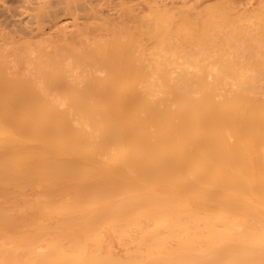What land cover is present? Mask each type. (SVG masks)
<instances>
[{
	"label": "bare ground",
	"instance_id": "1",
	"mask_svg": "<svg viewBox=\"0 0 264 264\" xmlns=\"http://www.w3.org/2000/svg\"><path fill=\"white\" fill-rule=\"evenodd\" d=\"M251 1L254 2V0H8V9L0 5V18H2V21L8 23V28H10L12 32L14 30L18 32L17 34H19V32L20 34H24H19V36L22 37L23 35V37L20 38L18 36L20 39L18 38L15 39L16 41H13L14 44L17 43L16 46H18L20 42V46L17 49H15L16 47L14 46L15 52L8 51V54H6L5 51L7 50H4L5 56L3 55L4 53H0V59L2 63L4 62L3 65L7 64L5 63L6 60L8 62L7 69L9 76H7L11 79L9 80L6 76L7 79L4 78L5 82H1V80L0 82L7 84V86L9 83H12L13 80L15 82V79L10 76H15L14 73L17 74V79L19 80L18 84L15 82L17 86H15L16 84L14 83H12V86L10 85L11 89L9 88V91H6L8 96L3 90L0 91L6 94V97L2 94L0 95V101L3 100V103L1 102L0 105V264H264V0H256L255 3ZM21 2L36 3L35 5L33 4L34 7L32 6L34 9H37L36 12H34L35 10L31 7V12H34V14L30 12V14L26 15V18L18 19L17 17H19L20 14L13 10L11 5L14 6V4ZM250 2L251 5L247 6ZM91 4L95 5V7ZM72 5H75L78 10L82 9L88 11V8L90 9L87 15L85 13L86 11H83V13H85V18L83 16V18L78 15L75 16V23L71 25V27L74 28L72 29L70 27L71 31L79 34L81 32V24L77 21H82V28H86L83 32L84 36L89 33L88 30L90 28L92 29L90 32L92 31L93 33L94 25L91 21L89 23L88 19L100 20L104 28L101 27V24L100 26H96V28H102L105 33L109 32V39L112 40L113 38L116 44L118 41L120 42L117 44L118 46L114 45V41L112 40L110 43L109 40L108 42L107 35H105L106 38L105 36L104 38L107 44L109 43L107 47H110L113 42L115 49L113 48L114 46L111 45L113 49L110 47L111 50L108 51V49H110L108 48L105 53V49H102V45L98 48L96 47L97 49L94 56L97 58L96 60L98 63H95V66L102 62V59L99 57L100 54L102 56L107 54L106 56L109 55V57H114L112 60H115V56L117 55L118 59L116 58V60H118V63H121L120 65H124L123 67L125 68L121 69L122 66H120V70H114L111 66L112 64L110 65L109 62H104L107 66H104V64L98 65L101 66V68L99 67V72H97V68L94 67V72L96 70V77L91 76L90 79L93 80L89 84L91 88L98 93L99 97H103L107 107L106 115L104 114L105 116H111L109 111L114 108V105L116 106L117 102H113V98L114 101L118 100L121 104H119V107L122 106L121 109L128 107V103L131 105L130 107H132L130 110L128 108L130 111L127 113L129 114L128 116L125 114V116L122 115V117L119 118L117 113L114 114L117 116L116 120L119 119L117 120L119 121L118 126L114 124L115 120H112L111 117H109L111 120L105 118L103 121V113L101 114L102 116L100 115L103 111H99L98 107L96 108V111H99H97V114L100 115L98 118L101 119L100 117H102L99 121L103 123V130L101 133L98 132V129H96V131L92 128V130V123L90 130L94 132L90 131L92 132L90 133L91 137L86 135L88 139L85 140H88L87 145L90 144L91 147L95 145L91 151L96 152L94 154H97V157L100 154L101 158L106 156L107 160L105 158H92L93 155L91 156L92 159L84 157L88 151L84 150L85 148L78 137L80 132L85 129L84 127L80 126L82 128L80 132L77 131V128H73L72 130L71 128L77 125L70 123L73 126L68 127L71 125L69 121L66 120L65 122L68 123H64V125L68 126H66L65 130L68 129L66 131L67 133H65L67 135L70 133V136L68 135V137H66V134H64L65 136L63 135V139V137H61L62 132L59 130L61 126L59 124L57 125L58 121L56 123V121L50 119L49 116L51 112L47 115V109L43 114L45 115L46 113L49 120L46 119V116L40 114L41 117H38L37 122H39V119H45L43 122L46 124L50 121L47 124L49 127L50 124H56L58 126H56L57 131L61 133V139L59 134L56 133V127L52 129L53 126L51 125L50 129L53 131L52 133H56L58 136L55 137L54 134L51 135V133H49V136L48 133L44 132V130L47 132L46 129H49L48 127L46 128L44 125L36 127L33 121V115L35 112L39 111V106H37V108L36 105L34 106V103L41 104V100H44L43 102L45 103L46 101V106L49 107L48 103L52 102L49 100H55L59 95L56 88L54 90L50 87L44 72H51V74L49 73V77L50 75L51 77L52 75L54 76L53 73L56 71L53 70L57 68V63H59L61 67L63 61H56L57 65H54V59L51 57L53 54L55 55V53L51 51L52 54L49 49L47 51L46 48L48 44L43 40L44 37L41 31L39 30V33H41L40 36L43 38H41L38 33L33 32L34 26L32 27L33 29H31L27 24L29 23V25H32L35 22L34 19H43L46 16L48 19L49 17L53 19L54 15L57 16V14L63 16V11L67 10L66 12H68V9L73 7ZM51 7H57L62 10L53 11V9H50ZM85 21L90 25L92 24V27H89L90 25H87L88 23L85 25ZM36 23L35 25H37ZM226 23H230L228 25L232 27L229 28L228 25H224ZM58 24L59 23H57V25ZM198 25L201 26L199 27ZM223 25L229 29L224 28ZM126 26H128V29H126ZM197 26L200 29L195 31L196 36L199 39L211 37L209 40L211 45L215 41L214 47L216 48L219 46L218 48L220 50L216 48L217 50L215 51L213 45L211 47L214 49H211L209 43V51L207 53L205 51L206 43H202L201 40H199L200 42L198 43V39L196 43L194 39L190 38V33L192 32H187V28L193 27L196 29ZM88 27L89 29L87 30ZM129 27L135 30V32L131 31V33H129V29H131ZM182 27L187 29H185L186 33H184L185 30H182ZM122 28L123 30H121ZM56 29L59 30L60 28L58 27ZM125 29L128 31V34L134 36L136 40L132 37V39L130 38L131 42L130 39L127 41L130 37L129 35L127 36L128 38L125 37L126 40L124 38L122 39V36H125ZM151 29H157L156 31L158 32L156 34L159 33V38L156 42L158 43L156 48L157 51L159 53L164 52L171 56H177L175 58H177L178 61L176 60L177 62L175 63L180 65L177 66L179 71L178 72L176 69L178 72L177 74L174 75L176 71L168 69L169 67L166 69L163 63L160 64L162 61H159V59L161 60V58H163L160 54L161 58H157L159 63H155L160 64V66L163 65L165 69L158 64L152 63L155 69L150 65L151 68L154 69L151 70L149 67L151 72L154 73V75L152 74V76H150V71L146 67L147 65L145 66L143 64L147 68V70L145 69V75L142 66L136 68V66H140L144 62L142 59L145 53L143 52L141 55L140 53H136L137 51L139 52L138 42L140 39L142 41L141 37L146 34L149 36L148 38L144 36L145 39L143 38V41L154 39L153 36L155 35L151 32ZM224 29H226V31ZM218 30L221 32L220 35L216 34ZM61 31L59 33L62 34ZM0 33H2V31H0ZM140 33L143 34V36H138L141 35ZM111 34L113 36H111ZM9 35L10 33L8 34V39ZM28 35H30L32 39L35 37L32 46H30V42H25ZM88 35L91 34L89 33ZM118 35L120 36L119 39L117 38ZM174 35H176L175 39L178 37L177 35H179L180 38L184 36V38H189L190 41H194L189 43V39H187L184 41L185 43L187 41V44H185L181 39L180 42L184 43L182 44L179 42V39H176V41H178L176 42L174 38H171L174 37ZM186 35L190 36L187 37ZM37 36H39V38ZM222 36H224V38H222L223 40L219 38ZM59 37H61V35ZM64 37L67 36L64 35ZM215 37L218 38V41L221 39L222 47L219 42L217 44V38ZM212 38L216 40L213 41ZM96 39L97 38H94V42ZM64 40H67L64 41L66 44H71L72 42V38L71 40L69 39L70 42H68L69 40L67 38H64ZM105 40L103 44H106ZM137 40L138 42H136ZM39 41H42L40 42L42 45L38 44ZM147 41L146 43L148 44ZM7 42H5V47L7 45L9 46ZM144 43L145 42H140L141 46L143 45L141 49L145 51L147 49H145V47L147 46H145ZM69 44L64 46H68ZM131 44L133 48L137 46L136 49L134 48L136 51H134L132 47H130L132 50L129 48ZM135 44L136 46H134ZM178 44H180V46H177ZM241 44L243 47L240 46ZM43 45L46 47L44 50L42 49ZM57 45L58 44L53 42L52 47H54V49L57 48L56 50L58 51L60 47ZM123 45L126 46L125 49ZM150 45H152V50H150L151 48L147 50L152 52L154 45L151 41H149L148 48ZM127 46L128 51L125 55L126 52L124 51L127 50ZM32 47H34V49ZM240 47H242L241 50H239ZM2 48H4V46L1 47V49ZM36 48L39 53H36V55H40L39 60L43 58L45 60L40 61L45 62L43 64L41 63L43 67L41 64H37V62L39 63V57L37 58L36 55L34 56L36 60H38L36 62L32 56ZM117 48H123L124 51L122 52V50L119 49L121 52H115L114 50H117ZM226 48H228V50ZM233 48L235 50H233L234 52L232 51ZM100 49L102 52H100ZM225 49L227 51L230 49L231 51L228 53ZM242 49H245L244 51L247 53H243ZM63 50L65 49L62 48V51ZM98 50L99 52H97ZM129 50L130 55L128 54ZM222 50L225 54L216 53ZM118 52L121 53L122 57L129 55L130 57L123 58H126V61L128 58L129 62L131 61L129 60L131 57H135L133 59L137 57V61L130 62L131 64H135V67L134 65L131 66L135 68L136 71H133L128 61L126 63L130 68L126 67L127 64H125V62L123 64V61L120 62L119 57L121 55L119 56ZM241 52L243 53V55H241L242 58L245 56V58L241 60L243 64L241 63L240 65L239 60L236 59L238 64L235 65L234 62L236 61L234 58L237 57V55L240 56ZM45 53H49V57L48 55L47 57L48 60L51 61V64L54 62L52 67L51 65L47 66L50 62L47 63L48 61L45 59L46 55L42 57ZM98 53L99 55L96 56ZM131 53L135 56H132ZM157 53H155V55ZM227 53L230 55L233 54L234 57L233 55L228 57L229 55ZM57 54L61 59L62 54L60 52ZM76 54L79 55L78 51ZM84 54L85 53H82V55ZM137 54H139L140 57H138L139 55ZM161 54L164 55L163 53ZM151 55L154 56V53H151L150 56ZM159 55L154 57L156 58ZM145 56L148 57V54ZM76 57V62L80 65L79 62H81L82 59L77 55ZM208 58H210V61H207ZM246 58L248 61L247 64H245ZM233 59L234 61H232ZM146 60L147 58L145 61ZM164 60L167 59L165 58ZM164 60L163 62L165 64L166 62ZM173 60H175L174 57ZM93 61H95L94 58ZM137 62H140V64ZM2 63H0V65ZM70 63L71 62H69V64ZM169 63L173 64L172 58L169 60ZM232 63L233 66L239 65L241 68L245 64L248 68H246L245 65L247 70L236 67L238 68V72L239 69L240 71L242 70L241 73H238L237 70L234 71V69H236L234 68L235 66L232 70ZM167 64L168 63H166V65ZM185 64L192 65L191 68H196L195 72H189L188 69H184ZM209 64L213 68L210 67ZM44 65H46L47 68ZM93 66L94 65H92V67ZM214 66L216 67L215 69ZM71 67L72 66H70V68ZM86 67L89 70L87 65ZM104 67L106 68L103 69ZM75 68H71V72L73 71L75 74H70V71H68V73L70 72L68 74L67 71L63 69V73L68 74H65L67 75L66 77L64 74L62 75L63 79H60L63 81H57L55 78L52 82H54L56 86L59 85L58 87L61 89L63 88L61 93H65L66 95L62 94L63 97L59 95L62 98H60L61 100H63L64 97L66 99L69 98L68 91L73 89L70 94L74 98L76 97L75 94L78 92L80 94L78 93L77 96H82L81 93H84L88 101V99H91L87 91L88 89L86 88L88 82L83 79L82 76L80 77V73H77V68V71L75 70L74 72ZM193 68L192 70L194 71ZM88 70L86 73L87 76ZM157 70L160 77L157 74ZM248 71L249 74L251 73V76L243 74V72L248 73ZM5 72V69H1L0 76L2 78L5 76L2 73ZM100 72L102 74H99ZM97 74L100 75V77H98ZM226 74L232 79L231 81L230 79H226L227 77L225 78ZM143 76L149 77L152 82L148 81L149 79L147 78L146 80H144L145 78H141ZM88 77H90V75ZM128 77H133L131 79L132 81ZM22 78L26 81H23L24 79ZM105 78L108 79L107 84L104 80ZM5 79L9 83H7ZM140 79L144 80L142 81L144 82L143 85ZM223 79L228 82L225 83L226 88L231 86L229 83L234 82L232 85H237L235 90L233 89L234 87L231 86V88H229L230 90L225 92L224 88V93L222 94L219 88ZM236 79L237 81L235 82ZM125 81H127L129 85ZM81 82L82 84L84 82V90L82 88L83 86L81 87ZM135 82L139 83L136 85ZM1 83L0 85H2ZM131 83L134 87H132V85L130 87ZM140 83L141 86H139ZM158 83L159 87L157 88L156 86H158ZM5 84H3V89H7L6 86L4 87ZM28 84L30 85L29 88ZM21 85H24L26 88V97L24 96V90L19 87ZM160 85L162 86L160 87ZM16 87L17 89H15ZM119 87L121 88L119 89ZM122 87L124 90H122ZM126 87L129 89L128 92L125 91ZM252 87H255L254 89L256 90L251 89ZM20 88L22 94H20L19 97L21 98L16 96L19 95ZM156 89L157 91H154ZM218 91L221 93L222 97H224L221 101L215 99ZM27 97H29L31 101L26 99ZM34 97L35 99L33 100ZM23 98L26 101L28 100L32 109H36V111L33 110L34 113L32 117L28 115V113H25V110L24 112L18 110L20 114L16 113L18 116H15L8 106L10 101L16 102L19 99V101L22 102V100H24ZM7 99L9 100L8 102H6ZM37 99L39 100L38 102ZM80 100H83L79 103L80 108L86 105L88 109V103L89 105L93 103L92 100L91 102H84L86 98ZM63 102L62 104L64 105L67 103L66 100L64 103ZM50 105L54 104L50 103ZM11 106H13V104H11ZM67 106H69L68 103ZM2 107L5 108V113H2ZM54 107L55 110L59 112L57 109L58 107ZM64 108L68 110V107L65 106ZM75 108L73 110L69 108L72 111V116H77ZM100 108L102 107H99V109ZM83 109L85 108L81 109L83 112L82 114L85 113ZM60 110V114H62L64 109ZM113 110H115V108ZM87 111L88 110H86V115ZM122 111H124V109ZM66 112L67 111H65V113ZM119 112L118 114L120 115L121 113ZM67 113L71 114V112ZM22 114L24 115V119L22 116H19ZM67 116H69V114H67ZM87 116H85L87 122L85 120L83 121L84 118L82 117L83 124L85 122L87 125V123H91V120L92 122L94 120L95 123V120H97V116H95V118L92 114L91 117L95 119L90 118L91 120L89 122V120L86 119ZM19 117L25 121V124L23 122L25 126L22 124V120H18ZM117 121H115V123ZM111 122H113L112 128H115V126L117 127L114 129L115 131L111 130V126L110 128H105L107 127V123L109 124ZM14 125L18 128V133ZM26 126L32 129L33 139L37 140L32 139L33 142L29 143L28 140L26 142L25 138L29 139L28 136H30V130L26 129ZM38 128L41 129L42 133H40ZM24 129L29 135L26 134L27 132H24L26 135L23 136L21 140L22 136L20 131L23 132ZM106 129H110V132L112 131L113 133H109ZM65 130H63V132ZM13 131H16L15 133H17V135L20 134V136L16 135V137ZM95 132L100 135L98 139L96 137L97 134H94ZM117 132L119 134H128V137H130L129 134H131L132 138L131 140L128 139L130 140L129 142L132 141L131 143H133L136 139L138 146H134L135 148L133 151L131 150L133 148H121L119 145L122 146V142L120 144V137L117 136ZM106 133L109 134L106 135ZM114 133L116 135H113ZM39 134H41L42 138L39 137ZM45 134H47V138L49 137L48 141ZM104 135L110 138L104 139ZM133 135H135V137H133ZM43 136L45 138H43ZM116 136L118 137V142ZM205 136L213 143L211 144L208 142L211 145V147L209 146V150L207 147L209 144L206 143L208 140L206 141L204 139L206 138ZM50 137L52 138V142L49 141ZM76 137H78L80 142H76V140L78 141ZM93 137L96 138L94 139ZM113 137L115 139H113ZM89 138H92L96 144H92L94 142H92V139V141H90ZM143 138H145V141L140 142ZM202 138L204 144L202 143ZM106 139L107 142L105 143ZM62 140H64V142ZM98 140L103 142H99ZM111 140L113 141L111 142ZM34 141H40L39 143L41 144L43 142L41 146H44L46 150L42 148L43 151L38 152L41 149L36 148L40 145L35 147L33 145V143H35ZM74 141L78 149H83L81 152H79L80 150L78 149H73L71 143ZM36 143L35 145L39 144ZM55 143H58L57 146H65H63V149L58 148L60 149L59 158L56 157L54 148H51ZM100 143L104 144V147H102ZM115 144L118 145L119 148L115 146ZM98 145L101 147V150ZM111 145L112 147L109 150ZM213 145L215 146L214 148H212ZM26 146L29 149L26 148ZM33 146L35 148H33ZM115 147L117 149H115ZM95 148L96 151H94ZM102 149L106 151L102 153L104 151ZM130 150L131 152L129 153L128 151ZM209 152L210 155L211 152H213L212 158V155H209L210 158L207 157ZM74 153H76V155L78 153H85L83 156L85 158L83 166L82 161L84 158L76 155L73 157ZM94 156L96 157V155ZM78 158H81L82 161L78 160ZM207 158L208 161H206ZM77 160L80 161L81 164H79ZM211 160L214 161L209 164ZM90 161H93L94 164ZM86 162H90V165ZM69 177L71 179H69ZM80 177L82 178L81 181L84 182L81 184L85 190H83V187H80L79 182L75 180ZM71 182L74 184L72 183L73 185H70ZM64 184H69L68 187L72 194L65 195L66 192L64 190L67 186L65 185L66 187L63 188ZM71 186H75V190ZM35 188H38V192H44V196H38L36 192L33 195L32 193H28V189L32 192ZM54 191L56 194L61 191L65 193H61L62 196L58 194L60 197L58 195L56 197ZM42 192H40V195H42ZM131 229H135L139 232V238L136 237L137 241L134 244H137L136 249L133 251L125 247L127 252L124 250L126 252L125 256L123 255L120 257L117 255L118 253L116 254L117 251L114 253L115 248L113 249V247L119 244L118 240L114 239V243L117 241L114 245L113 238H117L118 234H121V236L123 234V236L125 235L129 239L131 238L129 236H132V233H130ZM131 239L134 243L133 236ZM42 243L43 246L45 245L44 247H42ZM42 248L45 249L42 250Z\"/></svg>",
	"mask_w": 264,
	"mask_h": 264
},
{
	"label": "rangeland",
	"instance_id": "2",
	"mask_svg": "<svg viewBox=\"0 0 264 264\" xmlns=\"http://www.w3.org/2000/svg\"><path fill=\"white\" fill-rule=\"evenodd\" d=\"M255 1H256V0H254V2H253V1H251V2L255 3ZM31 2H32V1H31ZM251 2H250L249 5H247V6H250V5H251ZM21 3H22V4H21ZM21 3H16V4H14L15 7H14L13 5H11V6L13 7V10L17 11V13L20 14V16L17 17L18 19H24V18H26V15L30 14L32 8H33L34 5L36 4V3H33V4H34V5H33V4H31L30 2H29L30 4H29L28 2H26V3L21 2ZM10 4H11V3H10ZM94 4H96V3H94ZM0 5H3L4 7L7 8L8 5H9V4H8V0H0ZM87 5H89V4H87ZM91 5H93V4H91ZM32 6H33V7H32ZM36 6H37V5H36ZM72 6H73V7H71L70 9H68V12H66L67 10H64L66 13L63 11L62 14H64L65 16H64V15L62 16L61 14H60L61 16H59V14H57V16L54 15V18H53V19H52V17H51V19H50V17H49V19H48L47 16L44 17L43 19H34V20H35L34 24H32V25L30 24V25H29V23H28L27 26H30L31 29H33L32 27L34 26V31H33V32H34V33H38L39 36H40L41 33H42V35H43L44 38H43L42 36H40V37L43 38V40H44L45 42H47V44H48V47H47V48L44 47V45H43V46H42V47H43L42 49L44 50V49L46 48L47 51H48V49H49L50 52L53 51V53H55V55H54V54L51 52V53L53 54L51 58L54 59L53 61H54L55 63H54V62H53V63H54L55 66H56L57 64L59 65V63H57V62H60V61L62 62V61H63V62H62V65H63V66L61 65V67H60V65H59V66L57 65V66H56L57 68H55L54 70H53L52 68L49 67V68L52 69L53 71H56L55 73H53L54 76L52 75L53 78L51 77V75H50L51 79H50V77H49V73L51 74V72H48V73H47V72H44V73L46 74V78L48 79V82H49V84H50V87H51L52 89H54V90H55V88H56V90L59 92V95H60V96H62V94H65V93H61V90H62L63 88L61 89L60 87H58L59 85L56 86L55 83L52 82V81H54L55 78H56L57 81H58V80H61L60 78H62V75L64 74V73H63L64 70L67 71V73H68V71L71 72V68H73V67L75 68V67H76L78 71H77L76 68H75V69H74V72H75V70H76L78 74L80 73V74H79L80 77L82 76V78L85 79V80L88 82L87 85H86V86H87L86 88L88 89L87 91L89 92V95L91 96V97H90L91 99H90V100L88 99V101L91 102V100H92V101H93V103H92L93 105H92V104L89 105V103H88V105H87V106H88V109H87V107H86V105H85V104L88 102V101H87V96L85 97L84 93H81L82 96H80V95H78V96H79V97H82V98H79V97L77 96V94L79 93V92H78L77 94H75V95H76V97H75L76 99H75V98L70 94V92H71L73 89H72V90L70 89L71 91H68V92H69V96H68L69 98L66 99V98L64 97V99L61 100L62 98L58 95L57 98H56L55 100H49V101H52V102H50L51 104H52V103L54 104V105H50V103H48V106H49V107L46 106V101H45V103L43 102L44 100H41V101L43 102V103L41 102V104H40V103H39V104H38V103H34V106H35V105H36V107L39 106V109H38L39 111L37 110L38 112H35L34 115H33V113H34L33 110H34V109H32V108H31L32 106H30L29 103H28V100L31 101L29 97L26 98V99H28L27 101H26L24 98H23V99H24L25 101L22 100V102L19 101V99L17 100L18 102L15 100L17 103L14 102V101H10V102H9L10 104L8 103V106L10 107V109L12 110V113H14L13 115H15V116H18V114L16 115V113H19V114H20V112H22V111L24 112V110L26 111L25 113H28V115H30L31 117H32V115H33V116H34V117H33V118H34L33 121H34L35 126H36V127H37V126L39 127L40 125H44V126H46V128L48 127L49 129H46V128H45V129L47 130V132L44 130V132H45V133H48V135H49V133H51V135L54 134V133H52L53 131H51V129H50V128H51V125L53 126L52 129H55L54 127H56V126L59 124V125L61 126V127H59V128H60L59 130L62 132V136H61V133L57 131V127H58V126L56 127L55 130H56V133L59 134V137H60V136L63 137V135L67 133L66 131H67V129H68V128H67V129L65 130L66 126H68V125H66V126L64 125V123H66V124L68 123V122H65L66 120L69 121V124L72 123V124H74V125H77L76 127H72L73 125L70 124L71 126H68V127H72V128H71L72 130H73V128H74V129L77 128V131L80 132V129H82L81 127H84L85 129H84L83 131L81 130L82 132H80V135L78 134V135H79L78 137H79V139L81 140V144H82V145L84 146V148H85L84 150H86V151H88V152H86L87 154L84 153L85 156H84V154H82V153H81L82 155H81L80 153H78L77 155H76V153H74L73 157L76 155V156H78V157L81 156V158H82L83 156H84L85 158H91V156L93 155L92 158H99V159H100V158H101V155H100V154H99L100 157H99V155H98V157H97V154H94V153H96V152L91 151V150H93V148H94L95 145L91 147L90 144L87 145V141H88V140H87V141L85 140V139H88L87 136L91 137V136H90V135H91L90 133L94 132V131H92L93 129H94V130L98 129V130H99V131H98L99 133L102 132V130H103V125H102V124H103V123H102V121H99V120L102 119V117H100L101 119H99L98 116H100V115L103 113V114H102V115H103V121H104L105 118L108 120L109 117H111L112 120L117 121V120H119V119L116 120V117H117V116L114 115L115 113H117V115H118L119 118H120V117H122V115L125 116V114L129 113V112H130L129 110H130V108H132V107H130L131 105L128 103V107H124V108H123L124 111H122V110H123V109H121L122 106L119 107V104H120V103L118 102V100H117V101H114V98H113V102H117V103H116V106L114 105V108H115L116 112H115V110H113V109H114V108H113V109H111V111H109L111 116H109V115H108L109 117L105 116V115H106V110H107V107H106L105 101L103 100V97L100 96V97H101V98H100L99 95H98V93H97L94 89H92L91 86L89 85V84L92 82V80H93V79L91 80L90 78H91V76H92V77H96V76H95V75H96V74H95L96 70H95V72H94V67H96L97 70H98L97 72H99V67L101 68V66H98V65H101V64L103 65V64H104V66H105V65L107 66V64H105L106 62H109L110 65L112 64L111 66H112V68H113L114 70H117V69L120 70V68H121L120 66H122L121 69H124L125 67H123L124 65H120L121 63H118V60H116L117 55L115 56V60H116V62H115V60H112L114 57H109V55L106 56L107 54H105L106 57H105L104 55L102 56V55L100 54L99 57H100V59H102V62H103V63L100 62V64H98V65L95 66V63H96V64L98 63L97 60H96L97 58L94 56V55H95V51H96V49H97L100 45H102V49L104 48V49H105V53H106V51H107L108 48H110V47L112 48L111 45H113V44L115 43V40L111 37L112 40L114 41V43L112 42V44L110 45V47H107V45L109 46V43L107 44V42H106V40H105V38H106L105 35H107L108 42H109V40H110V43H111L112 40L109 39V37H110V36H108L109 32H108V33L103 32L102 28H104V26H103L102 21H100V20L88 19V20H89L88 22L90 23V21H91L92 24L94 25V28H93L94 31H93V33H92V31L90 32V30H92V29H91V28L89 29V27H92V24L90 25L88 22H87V23H88V24H87L86 21H85V25H86V24H87V25H90V26L87 28V30L89 29L88 31H89V33H90L91 35H88L89 33L87 32L88 34H85V36H84V33H83V32H84V29H86V28H82V21H77L79 24H81V27H80V28H81V32H80L79 34L75 33L74 31H71V28H72L71 25H73V24L75 23V16L78 15V16H81V17L83 16V17L85 18V13H86V15H87V13H89V9H90V8H88V11H87V10H82V9H81V10H80V9L78 10L77 7H76L75 5H72ZM84 6H85V5H84ZM89 6H90V5H89ZM89 6H87V7H89ZM93 6L95 7V5H93ZM254 6H256V5H254ZM31 7H32V8H31ZM98 7H99V6H98ZM98 7H97V8H98ZM30 8H31V9H30ZM7 9H8V8H7ZM11 9H12V8H11ZM33 9H34V8H33ZM50 9H53V11L60 10V9H58L57 7H51ZM71 9H72V10H71ZM98 9H99V8H98ZM34 10H35L34 12H36L37 9H34ZM61 10H62V9H61ZM61 10H60V11H61ZM70 10H71L72 12H71ZM49 11H50V10H49ZM78 11H79V12H78ZM80 11H81V13H80ZM83 11H84V12L86 11V12L83 13ZM28 12H29V13H28ZM34 12H31V14H32V13L34 14ZM60 13H61V12H60ZM24 16H25V17H24ZM55 16H56V18H55ZM83 17H82V18H83ZM44 19H45L46 21H45ZM52 20H53V21H52ZM86 20H87V19H86ZM37 21H38V22H37ZM36 22H37V23H36ZM56 22L59 23V24L57 25ZM97 22H98V23H97ZM31 23H32V22H31ZM35 23H36L37 25H35ZM55 23H56V24H55ZM69 24H70V25H69ZM100 24H101V27H102V28H98V27L96 28V26H100ZM228 24H230V23H226V24H224V25H228ZM38 25H39V26H38ZM60 25H61V26H60ZM67 25H68V26H67ZM224 25H223V26H224ZM128 26H130V25H128ZM128 26H126V29H128ZM198 26L200 27L201 25H198ZM198 26L196 27V29H194L193 27H191V28H187L188 30H187L185 27H182V30H185V29H186L187 32H192V33H190L191 36H190V35H189V36H190L191 39H194V40L196 41V43H197V39H198V43L200 42L199 40H201L202 43H206V47H207V48L205 47V49H206L205 51L208 53V51H209V43H210L209 40H210L211 37H210V38H209V37H206V38H201V39H199V38L196 36V33H195V31H198V30L200 29ZM58 27L60 28L59 30L56 29V28H58ZM64 27H65V28H64ZM70 27H71V28H70ZM83 27H84V26H83ZM86 27H87V26H86ZM228 27H229V25H228ZM228 27L224 26V28H228ZM230 27H232V26L230 25ZM230 27H229V28H230ZM61 28H62V29H61ZM63 28H64V30H63ZM73 28H74V27H73ZM73 28H72V29H73ZM123 28H124V27H123ZM123 28H122L121 30H123ZM129 28H131V27H129ZM229 28H228V29H229ZM50 29H51V30H50ZM126 29H125V32H124V33H125V36L123 35V36H122V39H123V38L125 39V37L128 38V37H127L128 35L130 36V34H128V31H126ZM131 29H132V28H131ZM131 29H129V30H130L129 33H131V31H134V32H135V30H133V29L131 30ZM228 29H227V30H228ZM39 30L41 31V33H39V32H40ZM61 30H62V31H61ZM119 30H120V29H119ZM119 30H117V31H119ZM145 30L147 31L146 27H145ZM151 30H152L151 32H153L155 36H153L154 39H150V37H149V39H150L149 41H151V43H153V45H154V46H153V51H154V49H155V51H154V52H153V51L150 52V50H152V47H151L152 45H150V47L148 48L149 41H147V40L143 41L146 37L148 38L149 35H147V34L144 35V36H145V38H144L143 34L140 33L141 35H138V36H140V37L143 36V37H141V38H142V41H141V39H140L139 42H138V40L136 41V42L139 43V45H138L139 52L137 51L136 53H140V55H141L143 52H145L146 54L144 53V55H143V59L141 58L144 62H143L140 66H136V68L142 66V67L144 68V72H143V73H144V75H145V74H146V70H147V68L149 69V67L151 68V66L153 65L152 63H155V62H158V63H159V61H162L160 64L163 63V65L166 67V69L169 67L168 69H170V70H172V71H176V69L178 68L177 66H180L179 64H176V63H175V62L178 61V59L175 58V57H177V56H176V55L171 56V55L166 54V53H164V52H161V53H163L164 55H162L161 53H159V52L157 51V49H156V48H157V44H158V43H156V42H157V40H158V38H159V33L156 34V33L158 32V31H156L157 29H156V30H155V29H151ZM186 30L184 31V33H186ZM193 30H194V31H193ZM224 30L226 31V29H224ZM0 31H2V33H0V38H1V39H0V53L2 52V54H3V53H4V50H7V51H5L6 54H8V53H7L8 51L15 52L14 48L16 47L15 49H17V48L20 46V42L18 43V46H16L17 43L14 44L13 41H14L15 39H18L19 37L22 38L24 34L21 33V34H23L22 37H21V36H19L20 32H19V34H17L18 32H15L14 30H13V32H12V30H11L10 28H8V23L2 21V18H0ZM8 31H9V32H8ZM60 31L62 32V34L59 33ZM85 31H86V30H85ZM154 31H155V32H154ZM221 31H222V30H221ZM14 32H15V34H14ZM33 32H32V33H33ZM49 32H50V33H49ZM219 32H220V31L218 30V33H216V34H219V35H220L221 32H220V33H219ZM222 32H223V31H222ZM9 33H10V35H9V39H8V34H9ZM48 33L50 34V36H51V34H52L51 37H53V38H51V37L49 36ZM74 33H75V34H74ZM124 33H123V34H124ZM11 34H13V35H11ZM21 34H20V35H21ZM76 34H77V35H76ZM81 34H83V35H81ZM136 34H137V33H136ZM225 34H226V33H225ZM30 35H33V34H30ZM30 35H28V36L26 37L25 42H27V41L30 42V43H31L30 46H32V45H33L32 43L34 42L33 39H34L35 37L32 39V37H31ZM60 35H61V37H59ZM62 35H63V36H62ZM64 35L67 36V37H64ZM87 35H88V37H87ZM98 35H99V36H98ZM116 35H117V34H116ZM116 35H114V36H116ZM120 35H121V34H120ZM131 35H132V34H131ZM18 36H19V37H18ZM34 36H36V35H34ZM39 36H37V37L39 38ZM104 36H105V38H104ZM111 36H113V35L111 34ZM138 36H137V37H138ZM175 36H176V35H174V37H171V38H174L175 41H176V39H177V40L179 39V42L181 41V39H182V42H184L185 40L189 39V38H187V39L184 38L183 35H182L183 38H180V36L177 35L179 38L177 37V38L175 39ZM186 36H187V35H186ZM189 36H187V37H189ZM195 36H196V37H195ZM58 37H59L60 39H59ZM63 37H64V38H67L68 40H69V39L71 40V38H72V42H71V44L67 43V44H69V45H68V46H64V45H67L66 42L64 43V41H67V40H64ZM119 37H120V36L118 35L117 38L119 39ZM132 37L134 38V36H130V37L128 38L127 41H129L130 38L132 39ZM217 37H218V36H217ZM217 37H215V38H217ZM20 38H19V39H20ZM38 38H37V39H38ZM41 38H40V39H41ZM46 38H47V39H46ZM94 38H97L96 41H95L96 43L94 42ZM143 38H144V39H143ZM213 38H214V37H213ZM213 38H212V39H213ZM219 38L222 39V38H224V36L219 37ZM7 39H8V40H7ZM118 39H117V40H118ZM131 39H130V42H131ZM134 39H135V38H134ZM138 39H139V37H138ZM183 39H184V40H183ZM221 39H219L220 41H218V38H217V41H216L217 44H218V42H219V44H221ZM5 40H6V41H5ZM35 40H36V39H35ZM59 40H60V41H59ZM70 40H69L68 42H70ZM104 40H105L106 44H103ZM125 40H126V39H125ZM125 40H124V41H125ZM135 40H136V39H135ZM152 40H153V41H152ZM194 40H193V41H194ZM214 40H216V39H213V41H214ZM222 40H223V39H222ZM7 41H8V42H7ZM15 41H16V40H15ZM44 41H43V43H44ZM120 41H121V39H120ZM146 41L148 42V44L146 43ZM193 41H190V39H189V43H192ZM238 41H239V40H238ZM5 42H7V44H9L10 48H9V46H8L7 44H6L7 46L5 47ZM17 42H18V40H17ZM40 42H42V41H39V43H38V42H37V43L40 45V44H41ZM53 42H55L56 44L59 45V46L57 45L58 47H60L58 51L56 50L57 48L54 49V47H52V46H53ZM130 42H129V43H130ZM136 42H134V43H136ZM140 42H145L144 45L147 46V47L144 46L145 49H146V48H147V49H150V48H151V49H150V50H147V49H146L147 51H146V50L144 51V49L142 50L141 47H142L143 45L141 46ZM173 42H174V41H173ZM176 42H178V41H176ZM182 42H180V43H182ZM222 42H223V41H222ZM234 42H235V41H234ZM119 43H120V42L118 41L117 44H119ZM122 43H123V42H122ZM126 43H127V42H126ZM129 43H128V44H129ZM184 43H185V42H184ZM184 43H182V44H184ZM214 43H215V41H214ZM214 43H212L213 47H214ZM47 44H46V45H47ZM94 44H97V45H94ZM117 44L115 43L114 45H117ZM136 44H137V43H136ZM136 44H135L134 46H136ZM175 44H176V43H175ZM182 44H181V45H182ZM185 44H187V41H186ZM238 44H239V43H238ZM34 45H35V43H34ZM36 45H37V44H36ZM41 45H42V44H41ZM114 45H113V46H114ZM125 45H127V44H125ZM212 45H211V43H210V47H211ZM3 46H4V48L1 49V47H3ZM14 46H15V47H14ZM57 46H55V47H57ZM63 46H64V47H63ZM117 46H118V45H117ZM120 46H121V45H120ZM123 46H124V45H123ZM139 46H140V47H139ZM177 46H180V44H178ZM220 46L222 47V44H221ZM237 46H238V45H237ZM240 46H242V44H241ZM36 47H37V46H36ZM96 47H97V48H96ZM121 47H122V46H121ZM125 47H126V46H124V49H125ZM130 47L133 48V45L131 44V46H129V48H130ZM154 47H155V48H154ZM218 47H219V46H218ZM218 47H216V48H218ZM221 47H220V48H221ZM242 47H243V46H242ZM242 47H240L239 50H241ZM7 48H8L9 50H8ZM32 48L34 49V47H32ZM38 48H39V47H38ZM62 48H64L65 50L62 51ZM111 48L108 49V51L111 50ZM113 48L115 49V46H114ZM113 48H112V49H113ZM134 48H135V47H134ZM134 48H133V50H134ZM136 48H137V46H136ZM136 48H135V49H136ZM142 48H143V47H142ZM214 48H215V47H214ZM214 48L211 47V49H214ZM216 48L214 49L215 51L217 50ZM234 48H235V47H234ZM234 48L232 49V51L234 50ZM238 48H239V47H238ZM104 49H103V50H104ZM119 49H120V48H117V50H114V51H115V52H116V51H120V50H122V52L124 51L123 48L120 49V50H119ZM126 49H127V50L124 51V52H126L125 55L127 54L128 46H127ZM130 49H131V48H130ZM138 49H137V50H138ZM211 49H210V51H211ZM218 49H219V48H218ZM226 49L228 50V48H226ZM226 49H225V50H226ZM35 50H36V51H34L35 53L33 52V55H32L33 57L36 55V53H38V52H37V51H38L37 48H36ZM39 50H41V49H39ZM100 50H101V49H100ZM131 50H132V49H131ZM219 50H220V49H219ZM227 50H226V52H228V53H229V51H231L230 49H229V51H227ZM239 50H238V51H239ZM242 50H243V53H245V54L247 53V52L244 51L245 49H242ZM41 51H42V50H41ZM45 51H46V50H45ZM45 51H43V52H45ZM75 51H76V53H77V51H78L79 55L76 54ZM112 51H113V50H112ZM112 51H110V52H112ZM134 51H136V50H134ZM156 51H157L158 53H157ZM215 51H214V54H215ZM234 51H235V50H234ZM234 51H233V52H234ZM59 52L62 54V55H61V56H62L61 59H63V60H61V59L58 57L59 55H58L57 53H59ZM97 52H99V50H98ZM100 52H102V50H101ZM120 52H121V51H120ZM120 52H118V53H119V54H118L119 56L121 55ZM132 52H133V51H132ZM220 52H221V53H220ZM239 52H240V51H239ZM51 53H50V54H51ZM63 53H64L65 57H67V58L64 57ZM74 53L82 59L83 62L79 59V60L81 61V62H79L80 65L77 64V63H78V62H76L77 57H76V55H75ZM82 53H85V54L82 55ZM103 53H104V51H103ZM112 53H113V52H112ZM133 53H134V52H133ZM149 53H150V54H151V53H154V56L160 54L164 59L166 58L167 60H164L163 58H161L160 55L157 56L156 58H155L154 56L151 55V56H152V58H151V56H150ZM155 53H157V54L155 55ZM209 53H212V52H209ZM216 53L223 54L224 51H223V50H222V51H219V52L217 51ZM228 53H227V54H228ZM243 53L241 52V53H240V56L243 55ZM38 54H39V53H38ZM41 54H42V53H41ZM48 54H49V53H45V54H43L44 56H42V57H45V55H46L45 59L48 61L47 63L50 62L48 65H47V64H46V65H47V66H50V65H51V67H52V64H53V63L51 64V61L48 60V57H49ZM116 54H117V53H116ZM122 54H123V53H122ZM128 54L130 55V50H129V53H128ZM131 54H132V53H131ZM147 54H148V57L145 56V55H147ZM212 54H213V53H212ZM224 54H225V53H224ZM227 54H226V55H227ZM245 54H244V55H245ZM3 55L5 56V53H4ZM47 55H48V57H47ZM98 55H99V53H98L96 56H98ZM113 55H114V54H113ZM129 55H128V56H129ZM133 55H134V54H132V56H133ZM137 55H139V54H137ZM140 55H139L138 57H140ZM167 55H168V56H167ZM228 55H229L228 57H230V56H232L233 54H231V55L228 54ZM36 56H37V55H36ZM39 56H40V55H39ZM39 56H37V58H38ZM54 56H55V57H54ZM128 56H124V57H128ZM134 56H135V55H134ZM149 56H150V57H149ZM235 56H236V55H235ZM238 56H239V55H237V57H235L234 59H235V61H236V59L239 60L240 65H241V63H242L241 60H243V58H245V56H244L243 58H242V56H241V58H240V56H239L240 59L238 58ZM124 57H122V55L119 57V58H120V62L123 61L122 64H123L124 62H125V64H127L126 62L128 61V58H127V61H126V58L123 59ZM129 57H130V56H129ZM144 57H145V59L147 58L146 61H145ZM173 57H174L175 60H173ZM233 57H234V55H233ZM233 57H231V58H233ZM6 58H7V57H6ZM93 58L95 59V61H93ZM133 58H135V57H131V59H129V60H131V61H133V62H135V60H136V61L138 60L137 57H136V59H133ZM149 58H150V59H149ZM157 58H161V60L159 59V61H158ZM171 58H172L173 64H170V63H169V60H170ZM34 59H35V61L37 62V61L40 59V57L38 58V60H36L35 57H34ZM56 59H57V60H56ZM66 59H68V60H66ZM69 59H71V60H69ZM117 59H118V58H117ZM156 59H157V60H156ZM234 59H233L232 61H234ZM0 60H1V59H0ZM42 60L45 61L44 58H43ZM42 60H39V63L37 62V64L40 65L41 63H42V64L45 63V62H40V61H42ZM50 60H52V59H50ZM98 60H99V59H98ZM149 60H150V61H149ZM153 60H155V61H153ZM163 60H164L166 63H168V64H167L168 66L166 65V63L164 64ZM176 60H177V61H176ZM208 60L210 61V58H208L207 61H208ZM3 61H4V60H3ZM56 61H57V62H56ZM68 61L71 62V63L69 64ZM100 61H101V60H100ZM131 61H130V62H131ZM151 61H153V62H151ZM212 61H213V59H212ZM245 61H246L245 64H247V63H248L247 58H246ZM92 62H94V63H92ZM104 62H105V63H104ZM130 62L128 61V63H130ZM147 62H148V63H147ZM205 62H206V61H205ZM213 62H214V61H213ZM0 63H2V60H1ZM5 63H7V64L3 65V64H4V62H3V63L0 65V68L3 69V70L5 69V71H6V72H5L6 74H5V73H2V74L5 75L3 78L0 76V80H1V82L4 81V78H6V76L8 75V69H7V68H8V67H7V66H8V62H7V60L5 61ZM56 63H57V64H56ZM137 63H138V62H137ZM149 63H150V64H149ZM158 63H155V64H158ZM207 63H208V62H207ZM214 63H215V62H214ZM214 63H213V65H214ZM42 64H41V65H42ZM66 64H67V65H66ZM114 64H117L119 67H118L117 65H114ZM138 64H140V62H139ZM143 64H144L145 66L147 65V66H146L147 68H146ZM148 64H149V66H148ZM155 64H154V65H155ZM160 64H158V65L160 66ZM216 64H217V63H216ZM234 64H235V65L238 64L237 61L234 62ZM242 64H243V63H242ZM245 64H244V65H245ZM46 65H44V66H46ZM68 65H69V66H68ZM77 65H78V67H77ZM86 65L88 66L89 70L87 69ZM92 65H94V66L92 67ZM129 65H130L131 68H133L131 65H134V67H135V64H134V63H132V64L130 63ZM129 65L127 64V66H126V65H125V66L128 67ZM150 65H151V66H150ZM163 65H161L160 67H162L163 69H165V68L163 67ZM175 65H176V66H175ZM185 65H186L187 67H186ZM185 65H184V69H186V70L188 69L189 72H195L196 68L194 69V68L192 67V68L194 69V71H193L192 68H191L192 65H189V64H185ZM209 65H210V64H209ZM235 65H234V66H235ZM244 65L242 66V68H241L239 65L234 67V66H233V63H232V70H233L234 68H236V67H239V68H241V69H246V68H248V66H246V65H245V66H246V68H245ZM47 66H46V68H47ZM70 66H72V67L70 68ZM156 66H157V65H156ZM217 66H219V65H217ZM42 67H43V65H42ZM130 67H128V68H130ZM152 67L155 69L154 66H152ZM181 67H182V65H181ZM210 67H212V66L210 65ZM233 67H234V68H233ZM40 68H41V66H40ZM53 68H54V66H53ZM105 68H106V67H104L103 69H105ZM212 68H213V67H212ZM215 68H216V67L214 66V69H215ZM217 68H218V67H217ZM1 69H0V72H1ZM41 69H42V68H41ZM63 69H64V70H63ZM92 69H93V70H92ZM145 69H146V70H145ZM154 69L151 68V70H154ZM179 69H180V67H179ZM181 69H183V68H181ZM210 69H211V68H210ZM43 70H44V69H43ZM72 70H73V69H72ZM87 70H88V76L90 75V77H88L87 74H86V73H87ZM134 70L136 71L135 68H133V71H134ZM151 70L149 69V71H150V76H152V74L154 75V73H152ZM236 70H237V72H238V68L234 69V71H236ZM246 70H247V69H246ZM45 71H46V70H45ZM47 71H48V70H47ZM50 71H51V70H50ZM53 71H52V72H53ZM177 71H178V69H177ZM177 71H176V73H174V75L177 74V73L179 72V71H178V72H177ZM241 71H242V70H241ZM241 71H240V69H239V72H238V73H241ZM244 71H245V70H244ZM70 72H69V73H70ZM197 72H199V71H197ZM245 72H247V71H245ZM250 72H251V71H250ZM67 73H65V74H67ZM69 73H68V74H69ZM72 73H73V71H72L70 74H72ZM10 74H11V73H10ZM14 74H15V76H12V75H10V76H11V78L13 77V79H15V82L18 84V83H19V80L17 79V74H16V73H14ZM14 74H13V75H14ZM65 74H64V75H65ZM68 74H67V75H68ZM73 74H75V73H73ZM99 74H102V73L100 72ZM155 74H156V71H155ZM157 74H158V76H159L158 70H157ZM243 74H246V75L248 74L247 76H251V75H250L251 73L249 74V71H248V73H244V72H243ZM0 75H1V74H0ZM67 75H65V77H66ZM83 75H84V77H83ZM2 76H3V75H2ZM8 76H9V75H8ZM8 76H7V77H8ZM19 76H20V75H19ZM97 76L100 77V75H98V74H97ZM101 76H102V75H101ZM158 76H157V78H158ZM228 76H229V75L226 74L225 78L227 77L226 79H230V77H228ZM230 76H233V75H230ZM20 77H21V76H20ZM65 77H64V78H65ZM159 77H160V76H159ZM128 78L131 80L133 77H132V78H131V77H128ZM128 78H126V79H128ZM141 78H145L144 80H146L147 76H146V77L143 76V77H141ZM150 78H151V77H150ZM152 78H153V77H152ZM223 78H224V77H223ZM225 78H224V79H225ZM2 79H3V80H2ZM6 79H7V78H6ZM6 79H5V80H6ZM8 79L11 80L10 77H8ZM22 79H24V78H22ZM62 79H63V78H62ZM114 79H115V78H114ZM147 79H149V77H148ZM153 79H154V78H153ZM224 79L222 80V83H221V86H220V88H219V89H220L219 91L223 94L224 91L226 92V91L230 90L229 88H231V86L234 87L233 89L235 90V87H236L237 85H236V86H234L235 84L232 85V84L234 83V82L232 81L233 83H229L231 86L226 88V84H225V83H228V82H227V80H224ZM234 79H235V78H234ZM234 79H233V80H234ZM9 80H8V81H9ZM64 80H65V79H64ZM104 80H105V82H106V84H107L108 79L105 78ZM133 80H134V79H133ZM140 80H141V79H140ZM140 80H139V81H140ZM144 80H141V82L144 81ZM158 80H159V79H158ZM158 80H157V81H158ZM231 80H232V79H230V81H231ZM20 81H21V80H20ZM23 81H26V80L24 79ZM61 81H63V80H61ZM99 81H100V80H99ZM127 81H128V80H127ZM127 81H125V82H127ZM131 81H132V80H131ZM134 81H135V80H134ZM134 81H133V83H134ZM148 81L152 82L150 79H149ZM161 81H162V80H161ZM224 81H226V82H224ZM230 81H229V82H230ZM236 81H237V79L235 80V82H236ZM1 82H0V83H1ZM4 82H5V81H4ZM6 82H7V80H6ZM10 82H12V81H10ZM15 82H14V80H13L12 83L16 84ZM129 82H130V81H129ZM7 83H9V82H7ZM12 83H9L8 86H10V85L12 86ZM24 83H25V82H24ZM26 83H28V82H26ZM64 83H65V81H64ZM121 83H122V82H121ZM135 83H136V85H137V83H139V82H135ZM155 83H156V81H155ZM159 83H160V82H159ZM159 83H158V86H156L157 84L155 85L157 88L159 87ZM256 83H257V82H256ZM1 84H2V85H0V87H1V86H2V87L0 88V91L3 90V91L7 94V96H8V93H7L6 91H7V90L9 91V88L11 89V86L8 87L7 84H5V83H1ZM3 84H5L4 87L6 86L7 89H3ZM14 84H13V85H14ZM17 84H16L15 86H17ZM20 84H23V83H20ZM20 84H19V85H20ZM57 84H58V83H57ZM81 84H82V82H81ZM83 84H84V82H83ZM83 84L81 85V87L83 86ZM85 84H86V83H85ZM125 84H126V83H125ZM127 84L129 85L128 82H127ZM127 84H126V85H127ZM143 84H144V82H142V85H143ZM237 84H238V83H237ZM254 84H255V83H254ZM123 85H124V82H123ZM131 85H132V87H134V85H133L132 83L130 84V87H131ZM15 86H14V87H15ZM29 86H30V85L28 84V88H29ZM60 86H62V85H60ZM139 86H141V83H140ZM155 86H154V87H155ZM161 86H162V85H160V87H161ZM223 86H224V87H223ZM227 86H229V85H227ZM19 87H21V88L24 90V96L26 97V93H25V92H26V88H25V86H24V85H23V86L21 85V86H19ZM19 87H18V88H19ZM84 87H85V86L82 87L83 90H84ZM127 87H128V86H127ZM127 87H126V90H125V91L128 92L129 89H128ZM142 87H143V86H142ZM156 87H155V88H156ZM21 88L19 89V95H16V96H18V97L20 96V94H22V90H21ZM30 88H31V87H30ZM78 88H79V86H78ZM78 88H77V89H78ZM86 88H85V89H86ZM120 88H121V87H119V89H120ZM124 88H125V87H124ZM152 88H153V84H152ZM155 88H154V89H155ZM222 88H223V89H222ZM224 88H225V90H224ZM254 88H255V87H254ZM254 88L252 87L251 89H254ZM15 89H17V87H16ZM15 89H14V90H15ZM77 89H76V90H77ZM132 89H133V88H132ZM233 89H231V90H233ZM236 89H237V88H236ZM257 89H260V88H257ZM27 90H28V89H27ZM64 90H65V89H64ZM76 90H75V91H76ZM122 90H124L123 87H122ZM130 90H131V89H130ZM152 90H153V89H152ZM152 90H151V91H152ZM158 90H160V89H158ZM223 90H224V91H223ZM254 90H256V89H254ZM33 91H34V90H33ZM75 91H74V93H75ZM81 91H82V90H81ZM154 91H157V89L154 90ZM219 91H218V93L216 94L215 99L218 100V101H221V100H223L224 97H222V95H221V93H220ZM259 91H260V90H259ZM261 91H262V89H261ZM10 92H11V91H10ZM17 92H18V91H17ZM27 92H28V91H27ZM31 92H32V90H31ZM64 92H65V91H64ZM76 92H77V91H76ZM85 92H86V90H85ZM152 92H153V91H152ZM28 93H29V92H28ZM1 94H2L3 96L6 95V94H3V92H2V93L0 92V95H1ZM14 94H15V91H14ZM79 94H80V93H79ZM87 94H88V93H87ZM11 95H12V92H11ZM65 95H66V94H65ZM67 95H68V94H67ZM73 95H74V94H73ZM75 95H74V96H75ZM29 96H30V95H29ZM217 96H218V97H217ZM223 96H224V95H223ZM5 97H6V96H5ZM30 97H31V96H30ZM62 97H63V96H62ZM88 97H89V96H88ZM220 97H221V98H220ZM19 98H21V97H19ZM60 98H61V99H60ZM78 98H79V99H78ZM84 98H86V101H84V102H86V103L84 104L85 107L82 106V107L80 108V107H79V103H80V101H83V100H80V99H84ZM98 98L101 99V100H99ZM31 99H32V98H31ZM34 99H35V97L33 98V100H34ZM77 99H78V100H77ZM5 100H6V98H5ZM65 100H66V102L68 103L69 106H67V103H66L65 105L62 104V102H63V101L65 102ZM75 100H76V103H78V104L75 103ZM111 100H112V99H111ZM8 101H9V100L7 99L6 102H8ZM35 101H36V100H35ZM38 101H39V100L37 99V102H38ZM49 101H48V102H49ZM61 101H62V102H61ZM78 101H79V102H78ZM100 101H101V102H100ZM107 101H108V100H107ZM1 102L3 103V100L0 101V105H1ZM11 102H12V103H11ZM26 102H27V104H26ZM64 102H63V103H64ZM84 102H82V103H84ZM82 103H81V104H82ZM111 103H112V102H111ZM11 104H13V106H11ZM30 104H32V103H30ZM61 104H62V105H61ZM112 104H113V103H112ZM3 105H4V104H3ZM3 105H2V106H3ZM75 105H76V106L78 105V106L76 107ZM91 105H92V106H91ZM120 105H121V104H120ZM5 106H7V105H5ZM19 106H20V107H19ZM45 106H46V109H45ZM51 106H52V107H51ZM54 106L58 107L57 109H58L59 112H57V111L55 110V107H54ZM62 106H63V107H62ZM65 106L68 107V110H67V109L65 110V108H64ZM80 106H81V105H80ZM90 106H91V109H90ZM112 106H113V105H112ZM15 107H16V108H15ZM75 107H76V108H75ZM97 107H98V110H99V111H101V110L103 111V112L100 113V115L97 114V113L99 112L98 110H97L98 112L96 111V108H97ZM99 107H102V108L99 109ZM108 107H109V106H108ZM110 107H111V105H110ZM6 108H7V107H6ZM33 108H34V107H33ZM37 108H38V107H37ZM69 108H70L71 110H73V109L75 108V111H76V113H77V116L74 115V114H73L74 116H72V111H71ZM82 108H85V109H83V111L85 110V111H84V112H85L84 114H82V113H83L82 110H81ZM111 108H112V107H111ZM119 108H120V109H119ZM128 108H129V110H128ZM2 109H3V112H2V113H5V112H4V109H5V108L2 107ZM21 109H23V110H21ZM47 109H48V111H47ZM60 109H62V110L64 109V112H62L63 115L60 114V112H61ZM108 109H109V108H108ZM18 110H20V112H19ZM69 110H70V111H69ZM86 110L89 111V112L87 111V115H89L90 117L86 115ZM131 110H132V109H131ZM1 111H2V110H1ZM5 111H6V110H5ZM17 111H18V112H17ZM34 111H36V109H35ZM41 111H42V112H41ZM44 111H47V115H49V113L51 112V113H50L51 115H50L49 117H50V119L56 121V123H57V121H58L57 125H56V124H55V125L50 124V127H49L47 124H48L50 121L46 124L45 122H43V120H45V119H43V120H42V119H39V122H37L38 117H41L40 114H43ZM65 111H67V112H71V114L66 112L67 114H69V116H67V114L65 113ZM119 111H121V112H119ZM125 111H126V113H125ZM90 112L93 114L94 117L97 116V120H98V121L95 120V123H94V120H93V122H92V120H91V119H93L94 117H91L92 114H91ZM107 112H108V111H107ZM118 112L121 113V114L119 115ZM122 112H123V113H122ZM7 113H8V112H7ZM25 113H24V114H25ZM64 114L66 115V117H65ZM78 114H79V115H78ZM90 114H91V115H90ZM104 114H105V115H104ZM7 115H8V114H7ZM28 115H26V116H28ZM39 115H40V116H39ZM81 115H84V116H81ZM102 115H101V116H102ZM128 115H129V114H127L126 116H128ZM19 116H22V118L24 119V117H23L24 115H23V114H22V115H19ZM43 116H46V113H45V115L43 114ZM43 116H42V118H43ZM75 116H76L77 118H76ZM85 116H87L86 119L89 120V122H90V120H91V123H87V125H86L85 122H84V124H83V121L85 120ZM104 116H105V117H104ZM31 117H30V118H31ZM67 117H68L69 119H68ZM71 117H72V119H73V117H74V119L72 120ZM82 117L84 118L83 121H82ZM44 118H45V117H44ZM90 118H91V119H90ZM95 118H96V117H95ZM95 118H94V119H95ZM114 118H115V119H114ZM23 119H21V117L18 118L19 121L22 120V121H21L22 124H23V122H24V124H25V121H23ZM35 119H36V120H35ZM46 119H48L47 116H46ZM75 119H76L77 122L75 121ZM48 120H49V119H48ZM52 120H51V121H52ZM107 120H106V121H107ZM109 120H111V119H109ZM33 121H31V122H33ZM46 121H47V120H46ZM54 121H52V122H54ZM60 121H61V122H60ZM63 121H64V122H63ZM72 121H73V122H72ZM81 121H82V123H81ZM85 121H86V120H85ZM115 121H114V124L118 126V125H119V121H117L116 123H115ZM52 122H51V123H52ZM86 122H87V121H86ZM97 122H98V123H97ZM99 122H100V123H99ZM108 122H109V121H108ZM18 123H19V122H18ZM75 123H77V124H75ZM80 123H81V124H80ZM92 123H93V124H92ZM105 123H106V122H105ZM112 123H113V122H111V123H109V124L107 123V125H106L107 127H105V126H104V127H105V128H110V126H111V130L115 131L114 129L117 128V127L114 125L115 128H114V127L112 128V125H113ZM20 124H21V123H20ZM22 124H21V125H22ZM24 124H23V125H24ZM36 124H38V125H36ZM91 124H92L93 127H91ZM110 124H111V125H110ZM16 125H17V123H16ZM21 125H20V126H21ZM26 125H27V124H26ZM14 126H15V125H14ZM17 126H18V125H17ZM24 126H25V125H24ZM80 126H81V127H80ZM86 126H87V127H86ZM108 126H109V127H108ZM22 127H23V126H22ZM90 127H91V129H92V128H93V129L90 130ZM15 128L17 129V133H18V128H17L16 126H15ZM24 128H25V127H24ZM20 129H21V128H20ZM26 129L30 130V136H28L29 139L25 138V139H26V142H27V140H28V142L31 143V142H33V140H37V139H33V131H32V129H31V128L29 129V127H27V126H26ZM36 130H37V129H36ZM38 130H40V133H42V132H41V129L38 128ZM48 130H49V131H48ZM63 130H65V131L63 132ZM69 130H70V128H69ZM69 130H68V131H69ZM106 130H108V129H106ZM21 131H22V129H21ZM21 131H20V133H21V136H22V137H21V140H22V139H23V136H25L26 134H28V132L25 131V129L23 130V132H21ZM50 131H51V132H50ZM90 131H92V132H90ZM96 131H97V130H96ZM108 131H109V133L112 132V131L110 132V129H109ZM15 132H16V131H15ZM15 132L13 131V133H15ZM24 132H25V133L27 132V133L24 134ZM54 132H55V131H54ZM65 132H66V133H65ZM17 133H15L14 135L16 136ZM36 133H37V132H36ZM38 133H39V132H38ZM56 133H55V134H56ZM68 133H69V132H68ZM74 133H75V131H74ZM109 133H106V135L109 134ZM112 133H113V132H112ZM22 134H23V135H22ZM55 134H54L55 137L58 136L57 134H56V135H55ZM69 134H70V133H69ZM69 134H68V135H69ZM72 134H73V133H72ZM72 134H71V136H72ZM94 134H97V132H95ZM117 134H118L117 136L120 137V139H119V140H120V144H121V142H122V146L119 145L121 148H125V149H126V148H128V149H129V148H130V149L133 148V149H131V150L133 151L134 148H135L134 146H136V145L138 146V143H136V142H137L136 139L133 141V143H131L132 141L129 142V141L131 140V138H132V135H131V134H129L130 137L127 136L128 134H119L118 132H117ZM28 135H29V134H28ZM34 135H35V134H34ZM37 135H38V134H37ZM39 135H40L39 137H41V134H39ZM45 135H46V139H47V141H48V138H49V137L47 138V134H45ZM68 135L66 134V137H68ZM86 135H87V136H86ZM101 135H102V134H101ZM106 135H104V139H105V138H110L109 136L105 137ZM110 135H111V134H110ZM113 135H116V134L114 133ZM17 136H20V134H18ZM17 136H16V137H17ZM35 136H36V135H35ZM49 136H50V135H49ZM64 136H65V135H64ZM69 136H70V135H69ZM73 136H74V135H73ZM76 136H77V133H76ZM80 136H81V137H80ZM98 136H100V135L97 134V136H96L97 139L99 138ZM117 136H116V138H117L116 140H117V142H118V137H117ZM126 136H127V138H126ZM203 136H204V135H203ZM26 137H27V136H26ZM37 137H38V136H37ZM37 137H36V138H37ZM39 137H38V138H39ZM52 137H53V136H52ZM61 137H60V138H61ZM74 137H75V136H74ZM78 137H76V138L78 139ZM96 137H93V138L95 139ZM102 137H103V136H102ZM133 137H135V135H133ZM205 137H206V136H205ZM41 138H42V137H41ZM43 138H45V137L43 136ZM60 138H59V139H60ZM136 138H137V137H136ZM203 138H204V137H203ZM203 138H202V143L204 144V142H203ZM32 139H33V140H32ZM46 139H45V141H46ZM50 139H51V140H50ZM50 139H49V141L52 142V138H51V137H50ZM61 139H62V138H61ZM63 139H64V137H63ZM66 139H67V138H66ZM79 139H78V141L76 140V142H80ZM91 139H92V138H89L90 141L93 140V139H92V140H91ZM111 139H112V137H111ZM113 139H115V138L113 137ZM128 139H130V140H128ZM144 139H145V138H143V139H141V140L139 139V140H140V142H141V141L144 142V141H145ZM204 139H205L206 141L208 140L207 142L205 141L207 144H209L208 142L211 141V140L209 141V139H208L207 137L204 138ZM39 140H40V139H39ZM42 140H43V139H42ZM54 140H55V138H54ZM56 140H57V138H56ZM69 140H70V138H69ZM74 140H75V139H74ZM102 140H103V138H102ZM62 141L64 142V140H62ZM65 141H66V140H65ZM67 141H68V139H67ZM72 141H73V139H72ZM85 141H86V142H85ZM98 141H99V140H98ZM112 141H113V140H111V142H112ZM34 142H35V141H34ZM36 142H37V141H36ZM36 142H35V143H36ZM39 142H40V141H39ZM39 142H37V143H39ZM92 142H94V140H93ZM99 142H103V141H99ZM106 142H107V139L105 140V143H106ZM35 143H33V145H34L35 147H37V146L40 145V146L37 147L36 149H41V150H40V151H38V150H36V149H32V150H35V151H38V152H42L43 149H45L44 146H41V145L43 144V142H42V144H41V143H39V144L36 143L37 145H35ZM58 143H59V142H58ZM58 143H57V144H58ZM65 143H66V142H65ZM88 143H89V142H88ZM90 143H91V142H90ZM97 143H98V142H97ZM113 143H114V142H113ZM115 143H116V141H115ZM127 143H128V144H127ZM210 143H211V142H210ZM57 144L55 143V144L53 145V147H51L52 149L54 148V151H56V157L59 156V152H60V149H58V148L63 149V146H64V145H63V146H62V145H58V146H57ZM60 144H62V143H60ZM68 144H69V143H68ZM71 144H72L74 150H75V149H78V147H76V143H75V141L72 142ZM78 144H79V143H78ZM81 144H80V146H81ZM92 144H96V143L94 142V143H92ZM98 144H99V143H98ZM110 144H111V143H110ZM143 144H144V143H143ZM203 144H202V145H203ZM211 144H213V143H211ZM100 145H102V147H104V146H103L104 144H101V143H100ZM108 145H109V144H108ZM108 145H105V146H108ZM123 145H124V146H123ZM131 145H132V146H131ZM27 146H28V145H27ZM27 146H26V148L29 147V146H28V147H27ZM30 146H31V145H30ZM34 146H33V148H35ZM72 146H71V147H72ZM83 146H82V147H83ZM113 146H114V145H113ZM115 146L118 147V145H116V144H115ZM139 146H140V143H139ZM203 146H205V145H203ZM209 146L211 147V145L209 144V145L207 146V147H208V150H209ZM64 147H65V146H64ZM82 147H81V149H82ZM98 147H100V146L98 145ZM111 147H112V145L109 147V150L111 149ZM214 147H215V146L213 145L212 148H214ZM29 148H30V147H29ZM29 148H28V149H29ZM31 148H32V146H31ZM42 148H43V149H42ZM47 148H50V147H47ZM96 148H97V145H96ZM96 148H95L94 151H96ZM105 148H106V147H105ZM105 148H104V149H105ZM118 148H119V147H118ZM204 148H206V147H204ZM68 149H69V148H68ZM104 149H102V150H104ZM113 149H114V147H113ZM115 149H117V148L115 147ZM128 149H127V150H128ZM45 150H46V149H45ZM71 150H72V148H71ZM78 150H80V149H78ZM78 150H77V151H78ZM82 150H83V149H82ZM82 150H80L79 152H81ZM100 150H101V147H100ZM131 150L128 151V152L130 153ZM211 150H212V149H211ZM211 150H210V151H211ZM105 151H106V150H104L102 153H104ZM71 152H72V151H71ZM74 152H75V151H74ZM90 152H91V153H90ZM92 152H93V153H92ZM98 152L101 153L100 151H98ZM98 152H97V153H98ZM102 153H101V154H102ZM133 153H134V152H133ZM89 154H90V155H89ZM86 155H87V156H86ZM94 155H96V157H95ZM102 155H103V154H102ZM209 155H210V152H209V154H208L207 157L210 158V156L212 155V156H211V158H212V157H213V152H211V155H210V156H209ZM88 156H90V157H88ZM60 157H61V156H60ZM70 157H72V156H70ZM84 157H83V158H84ZM58 158H59V157H58ZM81 158H80V159L78 158V160H81V161H82ZM85 158H84L83 161H82V166H83V163H85V162H84ZM92 158H91V159H92ZM104 158L107 160V157H106V156H105V157H102L101 159H104ZM208 158H207L206 161H208ZM78 160H77V161H78ZM77 161H76V162H77ZM86 161H87V159H86ZM88 161H89V160H88ZM103 161H104V160H103ZM212 161H214V160H211V161L209 162V164H211ZM78 162H79V164H81L80 161H78ZM90 162H92V163L94 164L93 161H90ZM90 162H86V163H88V164L90 165ZM92 163H91V164H92ZM207 163H208V162H207ZM84 165H85V164H84ZM69 179H71V178L69 177ZM73 179H74V178H73ZM75 180H77V181L79 182L80 185H79V184H78V185H79L80 187H83L81 183H84V182L81 181V180H82L81 177H80V178H76ZM72 183H73V182H71L70 185H73V184H74V183H73V184H72ZM65 185H66V184H64V186L62 185L63 188H65V187L67 186V187L65 188V190H64V191L66 192L65 195H68V194L70 195V194H72L70 188L68 187L69 184L66 185V186H65ZM85 186H86V184H85ZM71 187H72V186H71ZM72 188L75 190L76 187L74 186V187H72ZM72 188H71V189H72ZM35 189H36V188H35ZM35 189H34V191H32V192H30V190L28 189V191H29L28 193H29V194L32 193V195H33V194H35V192H36V195H37V193H38V196H44V195H43L44 192L40 191V188H39V191L42 192V195H40L41 193L38 192V188H37L36 190H35ZM60 189H62V188H60ZM42 190H43V189H42ZM68 190H69V191H68ZM74 190H73V191H74ZM83 190H85L84 187H83ZM64 191H63V193H62V191H61L60 193L58 192V194H59V195H60L61 193L64 194V193H65ZM33 192H34V193H33ZM52 192H53V191H52ZM54 192H55V191H54ZM28 193H27V194H28ZM55 194H56V192H55ZM58 194H56V197H57ZM62 194H61V196H62ZM59 195H58V196H59ZM30 196H31V195H30ZM38 196H37V197H38ZM59 197H60V196H59ZM144 221H145V220H144ZM146 223L148 224L147 220H146ZM133 230H135V229H133ZM133 230L131 229V232H130V233H132L131 235L133 236L134 243L132 242L133 240L131 239L132 236H129V237H131V238H129V239H128L127 236H125V235L123 236V234H122V236H121V234H118V235H117V238L114 236L115 238H113V244L115 245V244L117 243V241H116V243H114L115 240L117 239L119 245L116 244V246H114L113 249L115 248V249H114V253L117 251L116 254L118 253V254H117L118 256H120V257H122L123 255L125 256V254H126V252H127L125 247H127L128 249L133 250V251L136 249V245H137V244H136V245H134V244H135V242L137 241V238H139V235H138L139 232H137L136 230H135L134 232H132ZM136 233H137V235H136ZM136 237H137V238H136ZM114 239H115V240H114ZM126 240H127V241H126ZM130 241H131V245H133V246L130 245ZM122 242H123V243H122ZM44 243H45V242H44ZM132 243H133V244H132ZM122 244H124V245H122ZM125 245H126V246H125ZM44 246H45V245H44ZM44 246H43V243H42V247H44ZM134 246H135V248H134ZM122 247H123V248H122ZM131 248H132V249H131ZM44 249H45V248H44ZM44 249L42 248V250H44ZM124 250H125L126 252H125ZM130 250H129V252H130ZM123 251H124L125 253H124Z\"/></svg>",
	"mask_w": 264,
	"mask_h": 264
}]
</instances>
